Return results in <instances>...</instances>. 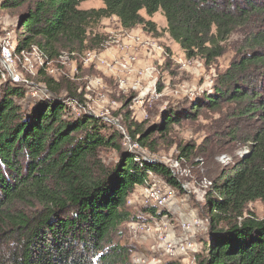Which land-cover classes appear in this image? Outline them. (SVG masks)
I'll return each mask as SVG.
<instances>
[{"label":"trees","instance_id":"obj_1","mask_svg":"<svg viewBox=\"0 0 264 264\" xmlns=\"http://www.w3.org/2000/svg\"><path fill=\"white\" fill-rule=\"evenodd\" d=\"M88 1L0 0V8L22 10L19 50L35 45L51 60L61 51L87 50L103 19L117 18L125 30L146 26L154 32L142 11L149 17L161 12L186 58L207 65L224 55L231 36L243 35L238 58L212 91L192 107L172 110L144 131L129 127L128 133L134 144L152 151V137L204 112L231 118L227 142L180 148L181 158L188 159L206 150L223 154L233 143L249 145L211 183L206 208L213 238L199 264H264V218L247 214L250 204L264 205V0H97L102 8L81 9ZM53 84L49 79L57 95L59 85ZM24 98L23 88L8 84L0 102V239L16 245L0 255V264H130L131 249L113 243L132 220L129 197L150 174L177 187L173 173L123 149V136L104 135L106 126L95 118L71 116L61 99L51 96L25 114L18 102ZM68 98L77 101L72 94ZM106 148L120 155L112 167L99 156Z\"/></svg>","mask_w":264,"mask_h":264},{"label":"rangeland","instance_id":"obj_2","mask_svg":"<svg viewBox=\"0 0 264 264\" xmlns=\"http://www.w3.org/2000/svg\"><path fill=\"white\" fill-rule=\"evenodd\" d=\"M102 7L103 3L97 0L81 5L83 10ZM21 13L22 10L0 8V47L6 43L12 45L13 74L32 86L30 89L21 87L26 98L18 102L23 103L24 113H30L35 103L51 96L61 99L71 116L95 118L106 126L102 130L104 135L119 132L123 136L120 141L123 149L130 151L138 147L144 157L168 168L177 180L176 187L152 175L148 179L149 186L135 187L127 204L132 220L114 235L113 243L131 249L130 264H199V256L203 257L211 237L206 208L211 183L228 165L248 153L249 145L233 143L224 148L223 154L212 155L206 150L188 159L181 158L180 148L186 145L203 148L220 139H223L221 143L228 141L226 133L232 119L211 112H204L197 120H185L165 136L155 135L151 139L155 142L152 151L134 144L128 129L144 131L172 110L192 107L196 99L212 91L217 77L238 58L243 35L231 36L225 44L224 55L207 65L200 59L186 58L169 36L161 12L149 17L142 11L145 21L155 24L154 32L148 31L146 26L125 30L117 18L103 19L90 34L87 50L61 51L51 60L48 55L40 54L37 47L27 54L17 50L23 33L18 27ZM4 68L0 65V69ZM49 79L53 87L59 85L57 95L49 90ZM6 85L8 83L0 80V102ZM69 94L77 101L68 100ZM99 156L106 166L112 167L120 155L106 148L99 151ZM155 185L159 196L166 192L172 195L162 209L163 214L158 216L155 213L160 211L154 207L157 196L152 195ZM247 214L263 219L264 205L260 201L250 204ZM170 247L179 250L180 257L175 258L176 261L167 254ZM14 248L15 244L0 239V255Z\"/></svg>","mask_w":264,"mask_h":264},{"label":"built area","instance_id":"obj_3","mask_svg":"<svg viewBox=\"0 0 264 264\" xmlns=\"http://www.w3.org/2000/svg\"><path fill=\"white\" fill-rule=\"evenodd\" d=\"M7 44V43H6ZM1 45L0 47V53H1V57H0V65H2V67L5 69V70H2L0 69V80H3L4 83H8L12 86H18V87H25L26 89H30L32 86L27 82V81H23L21 80V78L19 76H15L13 74V71H12V65L14 64V59H13V53H12V45L11 44H7V45ZM19 46V44L17 45V47ZM31 46L30 48L28 49H24V50H19L20 51V54H27L29 53L32 49H35L37 46ZM19 49V47L17 48V50ZM40 54L44 55L45 56V53L43 51H41L38 47L36 48ZM47 57V56H45ZM30 85V86H28ZM130 151L133 152L134 155L138 156V158H142L144 161L148 162V163H155L153 162L152 160H150L148 157H144V155L142 154V152L140 151V149H138V147H135V148H131ZM153 174H150L149 178L153 177L152 176ZM148 178V179H149ZM156 183V182H155ZM146 185L148 184V186L150 185L148 183V180L147 182L145 183ZM144 184V185H145ZM158 190V191H156ZM159 193V189L156 188V185L155 187L153 186V189H152V195L153 196H157V199H156V203L154 204V207L156 209H159L160 213H155V215H161L163 214V207L166 205V202L171 199V194L166 192L164 195L162 196H159L158 193ZM186 248L188 247H183L184 250H186ZM189 248L192 249V245H189ZM171 257V260L172 261H176L175 258H177L179 256V250H174L173 247L170 249H168V253ZM180 257V256H179ZM150 264H153L150 263Z\"/></svg>","mask_w":264,"mask_h":264},{"label":"water","instance_id":"obj_4","mask_svg":"<svg viewBox=\"0 0 264 264\" xmlns=\"http://www.w3.org/2000/svg\"><path fill=\"white\" fill-rule=\"evenodd\" d=\"M247 153H245L244 155H243V157L246 155ZM213 238V235L211 234V239Z\"/></svg>","mask_w":264,"mask_h":264}]
</instances>
